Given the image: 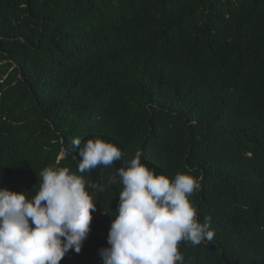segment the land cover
I'll return each instance as SVG.
<instances>
[{
	"label": "trees",
	"instance_id": "1",
	"mask_svg": "<svg viewBox=\"0 0 264 264\" xmlns=\"http://www.w3.org/2000/svg\"><path fill=\"white\" fill-rule=\"evenodd\" d=\"M97 136L203 176L215 236L181 242L185 264H264V0H0V188L35 196ZM121 166L81 174L97 210L60 264H103Z\"/></svg>",
	"mask_w": 264,
	"mask_h": 264
},
{
	"label": "clouds",
	"instance_id": "2",
	"mask_svg": "<svg viewBox=\"0 0 264 264\" xmlns=\"http://www.w3.org/2000/svg\"><path fill=\"white\" fill-rule=\"evenodd\" d=\"M72 145L78 150L76 172L46 167L31 198L26 192L0 188V264H60L70 250L79 254L97 210L88 191L97 186L81 174L117 161L123 166L109 183L123 189L107 238L109 247L99 252L103 264H185L181 242L192 246L213 242L211 216L201 222L191 199L201 188L202 175H193L191 169L171 178L158 175L142 163L141 151L125 160L117 145L99 136L85 142L75 138Z\"/></svg>",
	"mask_w": 264,
	"mask_h": 264
}]
</instances>
